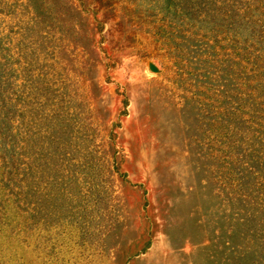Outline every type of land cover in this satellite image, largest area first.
Returning a JSON list of instances; mask_svg holds the SVG:
<instances>
[{
    "label": "rangeland",
    "instance_id": "374dc122",
    "mask_svg": "<svg viewBox=\"0 0 264 264\" xmlns=\"http://www.w3.org/2000/svg\"><path fill=\"white\" fill-rule=\"evenodd\" d=\"M0 264H264V0H0Z\"/></svg>",
    "mask_w": 264,
    "mask_h": 264
},
{
    "label": "water",
    "instance_id": "95a60500",
    "mask_svg": "<svg viewBox=\"0 0 264 264\" xmlns=\"http://www.w3.org/2000/svg\"><path fill=\"white\" fill-rule=\"evenodd\" d=\"M152 71H157V68L155 66L151 67Z\"/></svg>",
    "mask_w": 264,
    "mask_h": 264
}]
</instances>
